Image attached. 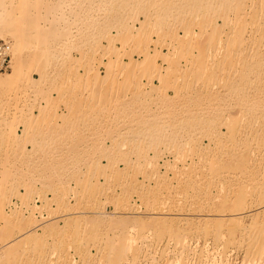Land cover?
Segmentation results:
<instances>
[{
    "label": "rangeland",
    "instance_id": "obj_1",
    "mask_svg": "<svg viewBox=\"0 0 264 264\" xmlns=\"http://www.w3.org/2000/svg\"><path fill=\"white\" fill-rule=\"evenodd\" d=\"M31 1L0 35V74L21 61L0 84V245L16 237L0 264H101L126 226L121 264L163 259L169 228L185 260L192 244L219 258L216 204L242 187L256 202L264 170V121L242 104L264 86L247 55L264 52V0H180L163 18L150 0Z\"/></svg>",
    "mask_w": 264,
    "mask_h": 264
},
{
    "label": "bare ground",
    "instance_id": "obj_2",
    "mask_svg": "<svg viewBox=\"0 0 264 264\" xmlns=\"http://www.w3.org/2000/svg\"><path fill=\"white\" fill-rule=\"evenodd\" d=\"M134 1L137 3H140L142 1L144 2L145 0H117L119 4V10H122V12L125 14L127 11L126 8L128 7V5ZM178 1L180 0H150V2H152V7L155 13V16L159 18H163L167 14H171L172 9H177ZM181 1L185 3L189 2L191 3V5H195V4L197 5L198 3V0H181ZM169 3H173V4L169 5ZM32 5H33V1L31 0H0V35H2L3 27L5 23L8 22V20H22V21L29 20L31 18L29 9L32 7ZM123 13H120V15H123ZM23 30L31 31L30 28L28 29L23 28ZM247 55H249V57H252V59L254 60L252 63H248L249 66L251 64H255L258 67L259 66L264 67V52H260V51H257L256 53L248 52ZM20 64H21L20 59L13 60L11 63V72H8L6 74H0V84L6 81H15L17 77V71L20 67ZM246 80L249 81L248 79ZM261 81L264 82V79ZM252 88L256 91L254 92L253 90L252 91L249 90L250 86L248 85H246V88H244L246 90L244 91L245 100L242 103L245 106L244 111L246 114L253 116L256 119H259L262 122L264 121V86H262L261 88L258 86H253ZM255 129L258 130L259 128H255ZM262 143L264 144V142ZM260 157H263V156H260ZM243 161L244 160L242 157H237V159H235V163L238 165L242 164ZM240 166L238 167L240 168ZM257 171L259 172V170ZM261 172H262L261 181L254 182L252 185V190H251L253 191L255 189V192H257L258 199L256 202L254 203L251 202V204L245 205L244 199L242 196L243 195L245 196V194H247L248 191L246 189L248 187H242V189H240L241 191H238V195L232 201L226 202L225 200H223L220 203V205L219 203L216 204L220 206L222 210L228 211L226 212V214L217 215V217L214 219L215 221L214 226L211 230V233H212L210 237L211 240L214 243L219 244V249H220L219 258L213 259V257H209V258L204 257L202 259L201 247L199 245L197 246V245L192 244L190 246H192L193 253L190 257V260L189 259L185 260L183 257V251L185 250L188 244V240L187 238L183 236H178L176 231H173L169 228L166 230V232L170 236L171 242L172 241L173 242L170 243V241H166L164 243L161 249V255H159L161 256V258L163 257L164 258L159 261H156L155 264H264V170ZM240 184H242V182H240ZM115 220L116 219H114V222ZM222 221H226V224H225L226 226L224 229L222 227V223H223ZM112 222H111V225H112ZM121 222L122 223L125 222L128 225L131 223L132 225L142 224L141 221H137V220L136 221L131 220V222L126 219L121 220L119 222L116 221L117 224L118 223L120 224ZM125 223L123 224V226L126 225ZM118 226L120 227V225ZM127 227L128 226L124 228L125 230L120 231V234H122L120 235V238H122L121 242L119 243L120 245L118 244V246L116 247L115 244L111 240L106 242V248L108 249V251H106V253L103 255L104 260L101 264H121L120 258L122 257L123 254L122 252H120V250L126 247L127 245L126 242H128L127 239H124V233L126 232ZM26 232L27 231H25L24 233ZM19 236H21L20 233L19 235H17V237ZM15 238L16 237H13L12 239L7 240L6 242L8 243V241L9 242L13 241L15 240ZM6 242L5 243L3 242L0 245L1 250L4 249ZM116 248H119L120 250L115 251L114 249ZM231 248L232 250L235 249V252L237 253L236 257L235 256L227 257L228 252Z\"/></svg>",
    "mask_w": 264,
    "mask_h": 264
},
{
    "label": "built area",
    "instance_id": "obj_3",
    "mask_svg": "<svg viewBox=\"0 0 264 264\" xmlns=\"http://www.w3.org/2000/svg\"><path fill=\"white\" fill-rule=\"evenodd\" d=\"M10 44L7 40L0 39V71H5L10 63Z\"/></svg>",
    "mask_w": 264,
    "mask_h": 264
}]
</instances>
